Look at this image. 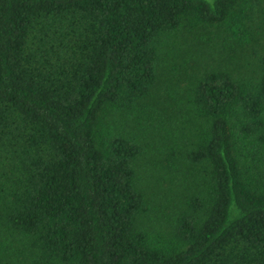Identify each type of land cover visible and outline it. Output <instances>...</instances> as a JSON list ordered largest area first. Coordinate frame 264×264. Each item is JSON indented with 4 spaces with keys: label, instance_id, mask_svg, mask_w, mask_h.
Masks as SVG:
<instances>
[{
    "label": "trees",
    "instance_id": "obj_1",
    "mask_svg": "<svg viewBox=\"0 0 264 264\" xmlns=\"http://www.w3.org/2000/svg\"><path fill=\"white\" fill-rule=\"evenodd\" d=\"M262 4L0 0V264H264Z\"/></svg>",
    "mask_w": 264,
    "mask_h": 264
},
{
    "label": "rangeland",
    "instance_id": "obj_2",
    "mask_svg": "<svg viewBox=\"0 0 264 264\" xmlns=\"http://www.w3.org/2000/svg\"><path fill=\"white\" fill-rule=\"evenodd\" d=\"M255 29L256 38L253 42L249 52L244 51L242 55H246L250 59V55H253V49H261L264 47V0L262 7L260 8L259 17L257 21L252 22ZM224 30H217L216 28H200L198 31H195L193 34L186 36L185 43L192 52H196V58L188 63L186 68L187 70L193 71L201 60H207L210 64L216 63H226L224 60H220L219 54H223L222 47L224 39ZM220 60V61H219ZM254 58L252 57V61ZM187 85V81H183L179 88L175 89V94H182L184 87ZM160 173H156L151 179L150 183L152 186V192L158 191L166 187L167 183H159ZM151 192V193H152Z\"/></svg>",
    "mask_w": 264,
    "mask_h": 264
}]
</instances>
